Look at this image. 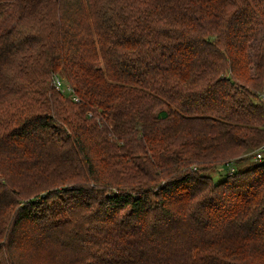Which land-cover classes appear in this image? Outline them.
Returning <instances> with one entry per match:
<instances>
[{"label": "trees", "instance_id": "obj_1", "mask_svg": "<svg viewBox=\"0 0 264 264\" xmlns=\"http://www.w3.org/2000/svg\"><path fill=\"white\" fill-rule=\"evenodd\" d=\"M263 143L264 0H0V264H264Z\"/></svg>", "mask_w": 264, "mask_h": 264}, {"label": "built area", "instance_id": "obj_2", "mask_svg": "<svg viewBox=\"0 0 264 264\" xmlns=\"http://www.w3.org/2000/svg\"><path fill=\"white\" fill-rule=\"evenodd\" d=\"M53 84L57 89H61L62 91L67 92V91L72 90L69 84L64 83L63 80L57 76L54 77ZM73 98L74 100H77L76 97H73ZM254 157L259 160H264V143L256 148V150L254 151ZM233 170H234L233 166L228 165L227 172L231 174Z\"/></svg>", "mask_w": 264, "mask_h": 264}, {"label": "rangeland", "instance_id": "obj_3", "mask_svg": "<svg viewBox=\"0 0 264 264\" xmlns=\"http://www.w3.org/2000/svg\"><path fill=\"white\" fill-rule=\"evenodd\" d=\"M213 173L215 174L214 179H218L220 177L218 174L216 175V172H213Z\"/></svg>", "mask_w": 264, "mask_h": 264}, {"label": "water", "instance_id": "obj_4", "mask_svg": "<svg viewBox=\"0 0 264 264\" xmlns=\"http://www.w3.org/2000/svg\"><path fill=\"white\" fill-rule=\"evenodd\" d=\"M222 174H225L223 171H221Z\"/></svg>", "mask_w": 264, "mask_h": 264}]
</instances>
